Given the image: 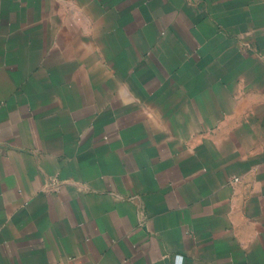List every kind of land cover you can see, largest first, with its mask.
Listing matches in <instances>:
<instances>
[{
  "label": "crops",
  "instance_id": "obj_1",
  "mask_svg": "<svg viewBox=\"0 0 264 264\" xmlns=\"http://www.w3.org/2000/svg\"><path fill=\"white\" fill-rule=\"evenodd\" d=\"M0 264H264V0H0Z\"/></svg>",
  "mask_w": 264,
  "mask_h": 264
}]
</instances>
